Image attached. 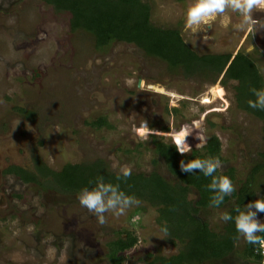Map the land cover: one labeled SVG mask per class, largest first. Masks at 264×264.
I'll return each mask as SVG.
<instances>
[{"label": "rangeland", "instance_id": "rangeland-1", "mask_svg": "<svg viewBox=\"0 0 264 264\" xmlns=\"http://www.w3.org/2000/svg\"><path fill=\"white\" fill-rule=\"evenodd\" d=\"M141 2L152 25L178 30L196 54L241 51L264 80V9L253 13L252 34L235 30L241 17L231 12L225 14L227 28L221 16L196 32L183 18L185 0ZM68 21V12L44 0H0V264H112L106 243L124 230L136 242L119 264H161L155 256L180 248L160 237L156 208L145 201L120 216L105 213L102 225L77 194L24 183L3 173L7 165L30 168L40 161L57 171L100 159L114 173L127 165L133 174L154 170L173 182L150 136L173 143L187 134L192 149L214 134L220 142L219 171L228 169L236 191L245 188L251 197L241 207L264 194L262 122L236 106L235 81L182 76L130 43L114 41L98 50L89 33L70 30ZM98 117L105 124L90 125ZM144 121L146 141L138 131ZM201 135V144L192 141ZM188 197H196L192 187ZM233 201L232 196L219 208L202 209L198 217L220 232L225 222L219 215ZM244 242L241 237L225 258L200 264H252L244 256Z\"/></svg>", "mask_w": 264, "mask_h": 264}, {"label": "trees", "instance_id": "trees-1", "mask_svg": "<svg viewBox=\"0 0 264 264\" xmlns=\"http://www.w3.org/2000/svg\"><path fill=\"white\" fill-rule=\"evenodd\" d=\"M56 11L69 14L70 30H82L89 33L96 49H102L108 44L118 41L130 43L140 49L145 56L163 61L171 70H178L182 76H204L213 82L220 75V82L225 84L233 80V97L236 106L249 112L262 122V139L264 142V110L249 107L248 100L255 97L250 92L251 87L264 88V80L248 54L235 51L229 53L196 54L181 39L178 30L161 28L149 21V11L146 3L141 0H44ZM103 117L90 122L92 126L104 125ZM151 137L153 152L162 159L166 171L174 176L169 182L157 171L148 174L132 173L126 180L117 181L114 173L108 170L100 159L75 164H65L59 170H51L44 163L35 161L30 168L19 165H7L4 174H11L24 183L50 188L56 192L77 194L82 187L95 186L97 176H103L105 182L119 183L127 195H134L141 201L155 206L157 216L155 222L161 229L168 228V241L177 243L180 248L168 256H155L161 264H200L210 260H221L228 256L234 248V222H225L220 232H215L202 219L198 212L210 207V197L213 195L207 189L210 177L201 172L185 173L181 171L179 162L207 156L220 158V142L216 135L209 134L203 145L192 148L186 155H181L172 142ZM192 141L203 142L202 135ZM264 168V163L260 164ZM229 170L227 169L226 172ZM226 172L217 174L227 175ZM89 181H93L89 184ZM192 187L196 197L190 199L188 192ZM240 187L233 196L234 201L226 210L234 213V206H242L251 200L249 193ZM221 205V206H222ZM220 206V207H221ZM260 235V233H259ZM136 242V236L128 230L117 233L116 237L106 243V257L112 264L123 260V253ZM255 246L244 242L243 253L249 261L254 260L252 254ZM150 264V263H149Z\"/></svg>", "mask_w": 264, "mask_h": 264}, {"label": "clouds", "instance_id": "clouds-1", "mask_svg": "<svg viewBox=\"0 0 264 264\" xmlns=\"http://www.w3.org/2000/svg\"><path fill=\"white\" fill-rule=\"evenodd\" d=\"M257 9H264V0H185L183 8V18L186 26L196 32H203L207 27H211L212 23L226 13H235L241 17L240 23L235 25L237 31H247L249 34L255 32L253 25V13ZM230 20L225 16L224 27L229 26ZM87 67L91 69L92 61H88ZM250 92L255 97L254 100H248L249 107L258 110H264V88L257 89L251 87ZM97 99L103 102L102 94H97ZM87 116V114H85ZM18 121H16L17 123ZM140 137L145 141L148 138V125L144 121L141 128L138 130ZM187 134L177 137L173 144L181 155H186L192 149L186 142ZM173 141V138H172ZM11 146L15 147V143L11 140ZM181 171L192 173L199 171L205 177H210V183L207 184V189L213 193L210 197V207L219 208L225 201L226 196H230L236 191L232 180L223 174H217L218 170L222 169L221 161L218 157L207 156L205 158L191 159L185 162H179ZM132 174L130 166L119 167L116 176L117 181H126ZM93 181H89L92 184ZM77 199L83 208H86L89 213L93 214L98 223L106 222L105 213L112 212L116 216L123 215L125 211L133 206L139 207L141 201L134 195H127L121 190L119 183L105 182L103 176H97L95 186L89 188L82 187L77 193ZM257 212L264 213V198L258 196L257 199L250 201L248 204L241 207L234 206V213L224 211L220 213L219 219L223 222H234L235 230L239 240L241 237L251 245L256 246L258 254L264 256V236L259 233H264V222L257 218ZM163 233L161 238L168 237V228L165 225L161 228Z\"/></svg>", "mask_w": 264, "mask_h": 264}, {"label": "built area", "instance_id": "built-area-1", "mask_svg": "<svg viewBox=\"0 0 264 264\" xmlns=\"http://www.w3.org/2000/svg\"><path fill=\"white\" fill-rule=\"evenodd\" d=\"M260 198H264V194H262L260 196ZM257 218L261 221L264 222V213H260L257 212ZM261 236H264V233H260ZM256 246L253 248V256H254V260L252 262V264H264V256L260 255L257 253V251L255 250ZM251 263V262H250Z\"/></svg>", "mask_w": 264, "mask_h": 264}, {"label": "crops", "instance_id": "crops-1", "mask_svg": "<svg viewBox=\"0 0 264 264\" xmlns=\"http://www.w3.org/2000/svg\"><path fill=\"white\" fill-rule=\"evenodd\" d=\"M234 53H235V52H234ZM234 53H232L231 56H232Z\"/></svg>", "mask_w": 264, "mask_h": 264}]
</instances>
